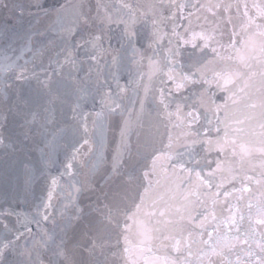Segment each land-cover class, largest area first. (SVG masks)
Masks as SVG:
<instances>
[{"label":"snow or ice","instance_id":"6c2138e0","mask_svg":"<svg viewBox=\"0 0 264 264\" xmlns=\"http://www.w3.org/2000/svg\"><path fill=\"white\" fill-rule=\"evenodd\" d=\"M0 264H264V0H0Z\"/></svg>","mask_w":264,"mask_h":264},{"label":"water","instance_id":"95a60500","mask_svg":"<svg viewBox=\"0 0 264 264\" xmlns=\"http://www.w3.org/2000/svg\"><path fill=\"white\" fill-rule=\"evenodd\" d=\"M64 2H65V0H44L45 7L46 8H50V9L51 8H57V7H59L60 4H62ZM89 2L92 5H94L96 3V0H89ZM111 2L112 3H115L116 0H111ZM33 11H35V9H33ZM55 20H56V18H55V15L53 14L52 19L49 21V23H54ZM112 43H113V46L114 47L119 48V45H118V43H117V41L115 39H113ZM141 43H144V47L143 48H141ZM105 46H107V45H105ZM136 47L138 49H140L141 51H145L146 52V55H151L152 54L151 50H147V48H146V42H138L137 45H136ZM123 55L125 56L126 61H130L131 58H132L131 51H128L127 53H123ZM137 59H139V57H137ZM132 68H133V70H135L136 65L133 64L132 65ZM88 71H89L88 65L85 64L84 65V72L81 75L82 76H86L88 74ZM91 71H92V74L94 76L95 75V72H96V69L95 68H92ZM142 71L144 73H147L149 71V69H148V62H147L146 59L143 61V69H142ZM127 80H128V76H127V74H125L123 76V79L121 80V83H124ZM144 82L147 83V78L146 77H145V81ZM33 87H34V83H33ZM129 95H131V93H129ZM125 103H128V101H125ZM91 106H92L91 105V102H89L85 106L86 107V110L89 109V108H91ZM98 106H99V104H98V101H97V107ZM137 107H138V105H137ZM69 119H70V117H69ZM61 127L66 129L67 128V125L66 124H62ZM59 131H60V129L57 128V132H59ZM48 139H52L51 135H49ZM59 142H60L61 145H63V144H65L67 142V140L64 139V138H61ZM56 159L58 161H60V162L64 161L65 156H64V152H63L62 148L58 150V154L56 156ZM109 159H110V155H109ZM60 171H62V168H60L59 165H57L56 167H54L51 170V176L52 177H55L57 179H60V177H59V172ZM68 194H69V190L67 189V187L64 184L63 180H61L60 181V184L54 189V192H53V203L62 206L63 202L67 199ZM92 199L94 200V197H92ZM80 201H81V205L82 206L87 205L88 203L91 202L90 199H89V196L87 194L82 195L80 197Z\"/></svg>","mask_w":264,"mask_h":264}]
</instances>
